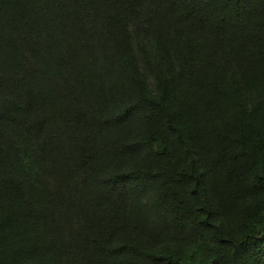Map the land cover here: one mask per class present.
Wrapping results in <instances>:
<instances>
[{
    "label": "trees",
    "instance_id": "16d2710c",
    "mask_svg": "<svg viewBox=\"0 0 264 264\" xmlns=\"http://www.w3.org/2000/svg\"><path fill=\"white\" fill-rule=\"evenodd\" d=\"M0 264H264V0H0Z\"/></svg>",
    "mask_w": 264,
    "mask_h": 264
}]
</instances>
